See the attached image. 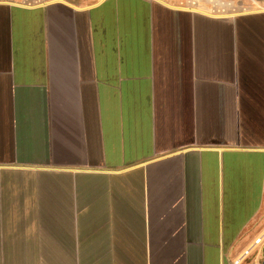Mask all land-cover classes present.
<instances>
[{
  "label": "crops",
  "instance_id": "crops-1",
  "mask_svg": "<svg viewBox=\"0 0 264 264\" xmlns=\"http://www.w3.org/2000/svg\"><path fill=\"white\" fill-rule=\"evenodd\" d=\"M263 233L264 0H0V264H236Z\"/></svg>",
  "mask_w": 264,
  "mask_h": 264
},
{
  "label": "built area",
  "instance_id": "built-area-1",
  "mask_svg": "<svg viewBox=\"0 0 264 264\" xmlns=\"http://www.w3.org/2000/svg\"><path fill=\"white\" fill-rule=\"evenodd\" d=\"M264 246V233L256 237L250 245H248L234 260V263H239L249 256L257 248ZM259 264H264V255L260 258Z\"/></svg>",
  "mask_w": 264,
  "mask_h": 264
},
{
  "label": "rangeland",
  "instance_id": "rangeland-1",
  "mask_svg": "<svg viewBox=\"0 0 264 264\" xmlns=\"http://www.w3.org/2000/svg\"><path fill=\"white\" fill-rule=\"evenodd\" d=\"M26 1V0H25ZM90 1V0H89Z\"/></svg>",
  "mask_w": 264,
  "mask_h": 264
}]
</instances>
